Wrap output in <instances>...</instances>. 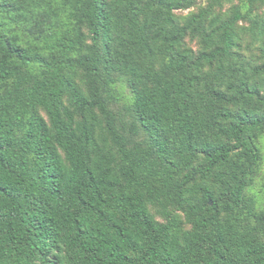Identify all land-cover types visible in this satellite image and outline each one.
I'll use <instances>...</instances> for the list:
<instances>
[{"label":"trees","instance_id":"16d2710c","mask_svg":"<svg viewBox=\"0 0 264 264\" xmlns=\"http://www.w3.org/2000/svg\"><path fill=\"white\" fill-rule=\"evenodd\" d=\"M231 1L0 0V264H264V0Z\"/></svg>","mask_w":264,"mask_h":264},{"label":"rangeland","instance_id":"374dc122","mask_svg":"<svg viewBox=\"0 0 264 264\" xmlns=\"http://www.w3.org/2000/svg\"><path fill=\"white\" fill-rule=\"evenodd\" d=\"M238 1L239 0H232L231 3H224V6L222 7V11L224 12L227 9H229L231 6L237 5ZM207 3H208V0H194V6L190 10H186V11L182 12L180 14V16L183 17L186 15L187 12H190V11L195 12L196 9L206 6ZM256 11H258L259 14L264 15V6L262 5V7L260 6V7L256 8ZM186 41L190 47L195 48L194 43L188 42V40H186ZM116 89H118V92L121 96V99H120L121 101L118 103L119 106L121 107L122 105H124V102L129 100L130 96H129L128 90H127L125 85L117 84ZM119 106H118V108H119ZM260 146H261L262 154H263V163H262V166L260 168L258 177L255 180V184L251 188L249 193L251 195H253V197L255 198L257 207L264 209V136L260 140Z\"/></svg>","mask_w":264,"mask_h":264}]
</instances>
